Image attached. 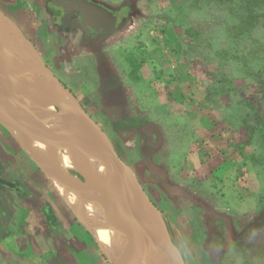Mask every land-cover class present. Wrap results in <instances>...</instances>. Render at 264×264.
Returning a JSON list of instances; mask_svg holds the SVG:
<instances>
[{
    "label": "rangeland",
    "instance_id": "rangeland-1",
    "mask_svg": "<svg viewBox=\"0 0 264 264\" xmlns=\"http://www.w3.org/2000/svg\"><path fill=\"white\" fill-rule=\"evenodd\" d=\"M44 1L35 0L39 7L31 15L35 21L47 16ZM96 1L117 13L116 34L82 49L79 37L68 38L66 32H51L44 26L36 35L43 34L48 44L38 45V50L133 170L180 246L185 264H219L215 259L226 254L228 244L222 242L219 248L215 240L221 242L225 232L228 241L244 235L234 234L239 228L230 230L233 215L212 214L206 208L199 212L188 198L174 196L177 189L162 185L163 176L174 184L172 171L160 176L156 167L161 162L173 169L184 159L194 160L188 142L192 120L188 113L192 111L184 100L189 87L179 83L181 75L171 66L194 64L184 71L208 80L199 89L211 96L210 107L215 110L226 101L238 103L246 114L241 121L255 126L264 137V0ZM25 3L0 0V15L13 14ZM249 9L258 12L254 20ZM193 119L197 125V118ZM160 136L163 154L156 148ZM183 145L187 148L182 149ZM259 150L263 161L264 141ZM0 160L5 163L4 176L19 181L21 193L0 185V264H8L7 260L10 264H106L103 258L97 259L94 238L46 174L1 124ZM65 172L75 176L70 170ZM182 173L189 180V174ZM241 215L246 220L249 214ZM258 222L255 236L260 240L264 239V218ZM26 239V246L18 245ZM249 243L250 251L257 248ZM236 245L240 244L232 242L231 247ZM230 258L225 257L228 264Z\"/></svg>",
    "mask_w": 264,
    "mask_h": 264
},
{
    "label": "crops",
    "instance_id": "crops-1",
    "mask_svg": "<svg viewBox=\"0 0 264 264\" xmlns=\"http://www.w3.org/2000/svg\"><path fill=\"white\" fill-rule=\"evenodd\" d=\"M25 1H27L25 5L21 4L19 9L16 8L17 10L12 11L13 14L9 15L11 18L5 16V19L8 21V25L11 28L13 27L26 40L31 51L28 54H36L44 62L40 56L38 45H44L45 47L48 41L43 34L36 35V31L38 28L43 29L44 26H48L45 29L51 32L55 28L48 25L47 16L44 21H35L31 18L32 13L38 11L39 7L36 5L35 0ZM15 4L17 5V3ZM43 40L44 43L41 44L40 42H43ZM73 41L77 45L75 40ZM80 48L86 49L87 47L82 46ZM192 66L194 64H191V62H179L171 67L175 73L181 75L178 78L179 83L189 87V94L187 93L184 100L188 101L191 106L189 109L192 111L188 113V117L192 119L188 142L193 147V153H190V157H194V160L184 159L173 169L161 162H157L156 167H160V176L162 174L167 175L170 170L172 171L175 178L174 184L171 186L170 182L168 183L165 176H163L162 185L164 188L173 187L177 189L174 196L182 197L185 201L188 198V201L199 207L196 209L199 212L206 208L212 214L226 215L227 217H231L232 214L230 230L231 228L233 230L239 228L238 232H234L235 235L239 236L257 219L264 216V160H261L260 157L262 156L259 150L264 137L258 135L259 130L255 126L249 127L241 121L242 118L246 117V114L238 103L226 101L227 103L213 110L209 105L212 99L211 96L208 97L205 92L203 93L199 89V86L206 85L208 80H198L194 78L193 74L184 71ZM165 67H169V65L165 63ZM50 70L52 71V69ZM64 86L66 87L65 84ZM228 106L231 108L229 109ZM178 115H180V112ZM194 116L197 118V125L194 122ZM162 132L166 133L165 130H160V134H163ZM160 139V145L156 148L159 147L160 153L163 154L165 151L164 139L162 137ZM260 139H262L261 142H257ZM174 140L177 143L178 140L175 135ZM181 148L186 149L187 147L183 145ZM179 149L178 146L177 152ZM182 172L189 174V180L185 179L186 177L182 175ZM186 185H189V189L186 188ZM241 214L249 215H247L246 220H242L240 216L243 217L244 215ZM225 228L226 226H224ZM225 233L224 236L220 237L221 242L216 241V246L219 248L223 243V245H226L228 237ZM91 237L89 236L88 240L91 241ZM27 241L26 239L18 242V245L26 246ZM96 249L97 259L100 261L103 258L106 264H110L106 256L101 255L98 246ZM16 258L14 256V260ZM17 259L21 261L20 257ZM7 263L10 264L8 260Z\"/></svg>",
    "mask_w": 264,
    "mask_h": 264
},
{
    "label": "bare ground",
    "instance_id": "bare-ground-1",
    "mask_svg": "<svg viewBox=\"0 0 264 264\" xmlns=\"http://www.w3.org/2000/svg\"><path fill=\"white\" fill-rule=\"evenodd\" d=\"M30 52L26 40L14 32L5 17L0 15V54L13 66L11 89L20 94L22 100L29 103L37 114L35 121L29 122L30 141L17 132L11 131L10 134L21 146L32 147L36 161L45 166V174L63 202L91 234L110 264H128L130 234L133 231L124 221L128 203L119 196L118 180L112 175L110 166H103L76 149L62 148L54 143L57 137H64L66 142L71 143L74 138L85 134L86 130L74 114L52 115L54 107L30 99L33 95L47 96L55 89L46 77L32 71L35 61L26 59ZM5 74L4 67H0V108L15 112L16 117L20 118L22 115L14 110L12 102L6 100L9 93ZM22 118L25 119L24 115ZM100 156L105 158L103 153ZM67 170L75 176L68 175L65 172ZM111 175V187L105 192L102 188ZM63 179L84 181L98 187H70L65 185ZM135 212L140 220L144 219L142 203L135 205ZM140 264H171L170 253L163 248L152 230L145 234Z\"/></svg>",
    "mask_w": 264,
    "mask_h": 264
},
{
    "label": "water",
    "instance_id": "water-1",
    "mask_svg": "<svg viewBox=\"0 0 264 264\" xmlns=\"http://www.w3.org/2000/svg\"><path fill=\"white\" fill-rule=\"evenodd\" d=\"M85 4L91 8L94 7L101 14L108 13L111 15L110 12L101 6L93 5L87 1H85ZM11 29L17 32L13 27ZM26 59L35 61V66L32 67V71L43 75L55 86V89L47 94V96L33 95L30 99L54 107L52 115H60L63 113L74 114L86 130L85 134H81L74 138L71 143L66 142L64 137H57L54 139V143L62 148L76 149L101 165L110 166L113 171L112 175L118 180V185L120 187L119 196L125 198L128 203L124 214V221L128 228L133 231L132 234H130L131 249L129 252L128 264H140L143 256V242L145 241V234L148 230H152L157 235L163 248L170 253L171 264H185L182 250L170 234L164 219L158 209L150 201V198L142 188L133 170L119 157L107 133L88 114L72 92L64 86L59 78H57L46 65H44L36 54H27ZM0 67H4L6 73L5 79L8 85L6 89L9 93L6 100L12 102L14 110L19 112L22 117L24 115L25 118L24 121L22 117H16L15 112H11L2 107L0 108V124L9 132H17L30 141L29 122H34L37 114L30 108L29 103H25L22 100L20 94L11 89V69L13 66L2 54H0ZM22 147L26 148L32 160L45 173V166L38 164L33 155L32 147L29 145ZM102 153L105 154V158L100 156ZM112 175L107 179L106 186L102 188L105 192L111 187ZM0 181L4 184L9 183L2 178H0ZM63 181L65 185L70 187H98L84 181L73 182L65 179H63ZM139 202L142 203L144 207L145 216L143 220H140L135 212V205Z\"/></svg>",
    "mask_w": 264,
    "mask_h": 264
},
{
    "label": "flooded vegetation",
    "instance_id": "flooded-vegetation-1",
    "mask_svg": "<svg viewBox=\"0 0 264 264\" xmlns=\"http://www.w3.org/2000/svg\"><path fill=\"white\" fill-rule=\"evenodd\" d=\"M85 1L101 6L110 12L111 15L108 13L101 14L94 7L91 8L86 5ZM42 9L47 14L48 25L51 28L66 32V35L72 39L79 37L83 40V43L80 46L78 45L79 47L95 46L102 38H110L116 34L118 29L117 13L96 0H45ZM5 14L3 13L4 16H6ZM9 15L7 16L11 18ZM44 62V65L50 68L48 63ZM4 171L5 163L0 160V178L9 182L4 184L0 181V185L21 194L19 181L6 178ZM215 241L219 242L218 240Z\"/></svg>",
    "mask_w": 264,
    "mask_h": 264
},
{
    "label": "trees",
    "instance_id": "trees-1",
    "mask_svg": "<svg viewBox=\"0 0 264 264\" xmlns=\"http://www.w3.org/2000/svg\"><path fill=\"white\" fill-rule=\"evenodd\" d=\"M247 13H251L253 15V20L258 15V12H254L252 9L247 10ZM262 218H264V216H262L260 219ZM258 220L259 219H257L245 230L244 235L242 234L241 236L236 237L233 240L230 239V241L226 240V243L228 244L226 254L216 257L215 261L219 264H228L225 257L229 255L231 256V258L229 259V264H264V239L260 238L259 240L257 236H255V230L258 227ZM245 239L247 240V242H245ZM232 242L240 245H236L234 249L233 247H231ZM249 242L253 245L256 244L257 248H255L253 251H250V246L247 244ZM244 252H248V254L252 256L248 257ZM102 256L104 257L103 254Z\"/></svg>",
    "mask_w": 264,
    "mask_h": 264
}]
</instances>
